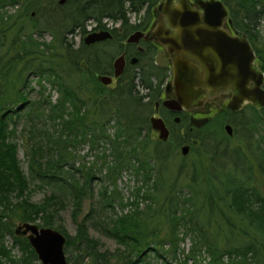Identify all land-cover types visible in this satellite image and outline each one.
<instances>
[{
  "label": "trees",
  "instance_id": "16d2710c",
  "mask_svg": "<svg viewBox=\"0 0 264 264\" xmlns=\"http://www.w3.org/2000/svg\"><path fill=\"white\" fill-rule=\"evenodd\" d=\"M234 1L241 20L256 21L264 16V0ZM156 2L83 0L68 24L44 27L52 36L49 41L33 37L34 32L43 29L26 17L23 23L27 24H20L11 44L15 54L9 56L7 50L0 53V264L3 260L40 264L27 237L14 233L15 220L62 232L66 236L64 250L71 253L70 264H158L149 258L151 251L167 254L177 264H186L189 257L199 253L208 258L207 264H264V197L250 183L252 174L249 172L242 178L239 172H233L225 183V193L213 199L194 184L199 179L210 183L208 175L213 176L210 171L214 165L195 167L192 182L185 185L187 192L181 196V190L174 189L176 180L171 179L169 184L163 180L158 166L165 161L164 156L155 150L158 141L149 134L147 113L159 95V83L150 75L123 74L117 87L102 85L95 74L110 65L107 55L94 58V53H98L95 47L88 50L82 41L74 47L67 36L75 29L85 34L87 19L99 24L104 18L127 24L128 13L139 12L145 3L151 6ZM54 5L56 0H0V45L11 26L8 21L17 11L23 9L20 15L28 16L30 11L41 12ZM6 6L19 8L11 14L4 9ZM30 74L37 77L39 84L46 81L57 91L54 102L48 96L27 102ZM136 80L145 89L144 94L136 89ZM250 109L256 118L264 119V108L260 113L253 107ZM14 117L25 118L27 124L23 138L28 176L19 164L17 144L11 140L16 131L15 126L10 127V122L16 124ZM224 120V113H220L205 125L206 128L218 124L219 131L210 133L215 145L229 138L223 129ZM50 121L56 125L55 131L46 127ZM111 121L114 130L110 132ZM78 141H88L92 150L103 146L92 165L84 170L76 168L80 175L75 176L68 163L74 159L73 148ZM258 143L264 154L263 136ZM65 165L69 167L65 169ZM96 171L102 172L103 180L100 208L114 205L121 208L119 213L97 216L101 232L119 245L114 253L101 252L98 240L88 233L87 223L93 218V209L79 219L85 199L92 195L91 181ZM126 171L141 178L132 199H124L117 190V180ZM31 180L47 185L59 183L60 188L68 191L76 224L74 235L57 218L64 204L61 194L51 190L40 202H33L27 196ZM140 199L146 201L145 205L140 206ZM6 234L12 236L10 247L4 242ZM188 235L192 244L185 258L178 259L179 252H183L179 243ZM16 244L22 252L21 259L10 254Z\"/></svg>",
  "mask_w": 264,
  "mask_h": 264
},
{
  "label": "rangeland",
  "instance_id": "374dc122",
  "mask_svg": "<svg viewBox=\"0 0 264 264\" xmlns=\"http://www.w3.org/2000/svg\"><path fill=\"white\" fill-rule=\"evenodd\" d=\"M57 1L58 0H56V2ZM18 8V6L4 7V9L11 14H13L15 9ZM45 9H47V7ZM44 10H41V12H36V10L30 11L28 16L20 15L23 12V9L17 11L18 13L13 14L11 19L8 21V24L11 26L7 28L6 35L2 44L0 45V53L3 54L7 50L9 51V56H13V54H15V51L11 50V44L16 37V33L20 24H27L23 23V20L27 19L26 17H31L33 21L41 29H43V31L34 32L33 37L39 41H49L51 40L52 36L46 29H44V27H58L62 23L65 25L68 24V19L76 13V6L66 5L60 7L59 10L55 9L54 5L51 8L49 7L47 10ZM136 13H128L129 20L137 19L138 15ZM259 21L260 23L258 31L264 38V16H262ZM105 22L109 23L110 21ZM86 24L89 25L91 22L86 21ZM67 36L72 39L74 47L78 46L79 41L83 38V34L80 33H74L72 36L67 34ZM102 47L111 63L118 54L116 46L107 44ZM126 74L128 73L124 72V75ZM27 79V102L37 99L41 100L44 99L45 96H48L52 102L56 100L57 91L54 90L48 82L42 81L39 84L37 82V77L34 74L28 75ZM138 83V80H136V89L140 94H144L145 89L140 85L138 86ZM117 86L118 81H113L111 85H108L109 88H115ZM216 103L217 100L215 98L207 100V102H205L204 115H210L211 117H214L215 115L220 114V109L216 107ZM224 104L225 102L221 104V108L224 106ZM22 111H20L19 114H21ZM152 111L153 104L150 107V110L148 109L147 117L151 115ZM252 111L253 110H251L249 107H244L238 113L228 115V118L230 119V122L234 128L233 135L229 136V138L223 143L215 145V142L213 143L211 140L210 133L213 132V130L219 131V126L217 123H212L206 128L204 125L202 128L198 129L183 130L182 120L179 122H174L170 118L166 121V112L162 109H159L158 115L164 119L170 134L167 140L163 141L158 140L157 133L151 129L149 134L152 140L158 141L157 145L155 146V150L159 152L160 155L164 156L165 161H163L162 165L159 164L158 166L161 170V176L163 180L168 184L171 183V179L176 180L174 189L181 190L180 195L182 196L183 193L187 192L185 185L191 184L192 182L191 175L194 171V168H202V165L208 166L209 164L211 166L214 165L212 168L213 172L210 171L213 176H211L210 173L208 175L211 182L206 183L204 180L199 179L194 185L195 187L203 188L201 189L202 192H205L213 199L220 197L225 193V183L228 181L227 179L233 175V172H239V174H237L242 178L251 173L252 177L250 183H253L258 189L260 195L264 197V154L263 151H261V149L258 147V140L260 141L261 136L264 138V119L262 120L260 117L256 118ZM258 112L260 113V111ZM14 120L16 121V124L10 122V127L15 126L16 128L15 135L11 137V140L17 144V158L19 160V164L24 174L28 176L29 169L27 156L25 154V141L23 138V132L24 129H27V124L25 122V118L23 117L19 119L14 117ZM40 122L42 123L43 121L41 120ZM224 125L225 122L223 123V127ZM46 127L50 132L56 130V125L53 124L52 121H50V123L46 122ZM113 130L114 125L113 121H111L109 131L111 132ZM224 132L227 133L225 130ZM220 135H223L222 132ZM200 136L202 138L201 140L198 138ZM182 144H187L189 146V152L186 156L181 154L180 147ZM102 146L99 147V150H92L88 141H78L75 143V147L73 148L74 159L68 163V165L71 166V170L76 173L75 176L80 175V172H78L76 168H82L84 170L86 167L92 165L93 161L95 160V154L101 153L100 149ZM108 159H110V157H108ZM98 162L96 164H99ZM68 165H65V169L69 167ZM102 172H104V170ZM102 172L96 171L94 174V177L91 181L92 195H89L85 199L79 219L90 212L91 209H93V218L89 219L87 223L88 233L91 237L98 240L100 244L99 250L101 252L109 251L114 253L116 252V249L119 247V245L114 239L105 236L101 232V226L97 223V216L103 218L112 214L113 212L119 213L121 208L120 205L107 207L104 210L100 208L101 203L99 200V192L103 185V180H101ZM58 184L59 183H52L47 185L39 183L37 180H31L29 182L27 196L33 202H40L51 192V190H57L64 199V204L59 208V217L57 218H59V223L63 226V228L70 235H74L76 231V224L74 223L71 215L72 200L70 199L71 197L68 196V191L62 187L60 188ZM140 184L141 178L139 175L137 176L131 171H126L123 172L121 177L117 180V190L124 199H132L135 188ZM109 189H111V187H109ZM145 202L146 201H142L140 199V206L145 205ZM19 223V221H13L12 229L14 230ZM4 242L7 247H10L13 243L12 236L6 234L4 237ZM191 244L192 237L189 235L179 243V247L183 250V252H179L178 259L182 260L185 258ZM164 248H167V244L164 245ZM10 254L16 259H21L22 257V252L17 244L16 246L11 247ZM65 254L68 260V257L71 253L69 254L68 252H65ZM203 256L204 254L199 253L194 257H189L186 261V264H207L208 258L205 257L204 259ZM149 258L154 262H158V264H177V260L170 258L167 254H158L155 253V251L149 252ZM68 263L70 264L69 260ZM2 264L13 263L9 260H3Z\"/></svg>",
  "mask_w": 264,
  "mask_h": 264
},
{
  "label": "flooded vegetation",
  "instance_id": "af4514ba",
  "mask_svg": "<svg viewBox=\"0 0 264 264\" xmlns=\"http://www.w3.org/2000/svg\"><path fill=\"white\" fill-rule=\"evenodd\" d=\"M81 1L83 0H63V2L58 0L56 2L55 9L60 10V7L66 5H74L79 8L78 3ZM161 1L162 0H157V2L151 6L145 3L143 8L138 13H136L138 18L134 20L130 19L127 24H123L121 21L108 20L106 18L103 19L104 21L102 24H99L92 19L85 20L84 25L86 27V33L83 34V37L90 32L102 30H108L112 37L91 44H85L82 38L78 45H80V42L82 41L88 50H92V48L95 47L98 53H94V58H99L106 54L102 46L107 44L113 46L115 45L118 54L113 59V61L117 57H121L123 67L122 73L118 78H113L114 68L112 61L110 65L105 67L103 72L95 74L96 79L102 85L108 86L111 85L113 81H119L124 72H127L129 75H133L135 77L139 75H150L154 82L159 83V95L153 102V111L151 115L156 114L159 116V109H162L167 114L165 116L166 121L170 118L174 122H179L182 120L183 130L198 129L192 127L190 122L191 117L209 116L210 118L208 121H210V119L213 117L210 115H204L205 102L211 98H215L217 100L216 107L220 109L219 113H224L225 124H229L231 126V134L226 133V135L232 136L234 128L230 122V119L228 118V115L236 114L244 107H253L258 111H261L264 107H259L249 101H244L238 110H230L227 107V103L231 99V96L235 90L233 86L229 84L218 88V90L212 89L213 94L211 96L209 95L207 98L204 97L205 99H203L201 102L194 101L191 102V104L187 107L183 106V104L180 102V98L178 97V91L181 88H179V83L175 78L176 66L179 64L177 61H183L184 59L187 62H190L192 72L194 74L204 75V73L211 74L212 72L214 75H216V73L220 72L224 64L220 60L219 52H222L223 58L226 59L238 51L242 56H240V59H237L238 63L235 65V68H233V70L236 72L233 73L236 74L241 88H252L254 83L245 79L247 69H250L251 65L253 64L257 71H260L264 74V38L258 31L260 19L256 21H252L250 19L241 20L237 13L235 6L236 2L234 0H220L228 13V15L223 18V20L215 22L213 25H210L209 22L203 21L192 24L205 28H212V30H202L199 32V37L196 38L199 41L196 46L198 57H195L189 55L187 52H183V22H173L171 20V12L173 7L176 5L171 4L166 7L165 4H161L158 7L157 5ZM188 1L192 6L202 12V10L196 6L193 0ZM86 21L91 22V24L87 25ZM105 21L110 22L107 23ZM190 32L191 34H196L193 29H191ZM74 33L81 34L78 29H75L74 32L70 33L69 35L72 36ZM225 36H228V39ZM167 40H171V42ZM246 42L249 44L253 52V58H251L249 53H247L245 50ZM238 43H240L244 48L239 47ZM190 48L191 50H194L193 46ZM202 56L205 57V63L201 59L203 58ZM157 58H159L160 63L159 61L157 62ZM103 74L112 77V80L109 84L105 85L98 79V75ZM180 86H183V84L181 83ZM260 87L264 90V78ZM175 102L178 106H181L180 109H172L168 107L169 104L175 105ZM223 102H225V104L221 108V104ZM175 118H178V120H175ZM208 121L204 125H206Z\"/></svg>",
  "mask_w": 264,
  "mask_h": 264
},
{
  "label": "water",
  "instance_id": "95a60500",
  "mask_svg": "<svg viewBox=\"0 0 264 264\" xmlns=\"http://www.w3.org/2000/svg\"><path fill=\"white\" fill-rule=\"evenodd\" d=\"M193 1L196 6L202 10V12L192 6L188 0H162L157 6L159 7L161 4H165L166 7L171 4L176 5L172 9L171 20L173 22H183V52H187L189 55L198 57L196 46L199 41L196 38L199 37L200 31L212 30V28H205L192 24L203 21L209 22L210 25H213V23L223 20V18L227 16L228 13L220 0ZM60 2H63V0H60ZM191 29H193L196 34H191ZM111 37L112 35L108 30L90 32L83 37V42L85 44H91L97 41L109 39ZM225 37L228 39V36ZM167 41L171 42V40ZM192 46L194 47V50H191L190 47ZM238 46L244 48L240 43H238ZM245 50L247 53H249L251 58H253V52L247 42L245 44ZM219 54L220 60L224 64L220 72L216 73V75H214L212 72L211 74L204 73V75L194 74L192 72L190 62H187L184 59L183 61H177L179 64L176 66L175 78L179 83V88H181L178 91V97L180 98V102L183 104V106L187 107L191 104V102L194 101L201 102L203 99L213 94L212 89L218 90V88L229 84L233 86L235 90L231 96V99L227 103V107L230 110H238L244 101H249L259 107H264V90L260 87L264 78V74L260 71H257L252 64L251 68L247 69L245 79L252 81L254 86L250 89L241 88L236 74L233 73L236 72L233 70V68H235V65L238 63L237 59H240V56L242 55L236 51L233 55L224 59L222 52H219ZM204 58L205 57L201 59L205 63ZM158 61L159 58H157V62ZM113 68V78L116 79L120 76L123 69L121 57H117L113 61ZM98 79L106 85L111 82L112 77L103 74L98 75ZM181 83L183 86H180ZM174 104L175 105L169 104L168 107L172 109L181 108V106H178L176 102ZM209 118V116L191 117L190 122L192 127L200 128L209 120ZM175 120H178V118H175ZM149 123L151 129L157 133L158 139L167 140L169 131L161 117L157 116L156 114H152L149 118ZM224 129L227 134H231V126L229 124H225ZM180 151L182 155H186L189 151V146L187 144L182 145L180 147ZM14 233L17 236L26 235L28 242L34 249L40 264H69L64 250L66 236L59 230L50 226H39L36 223L22 222L15 227Z\"/></svg>",
  "mask_w": 264,
  "mask_h": 264
}]
</instances>
